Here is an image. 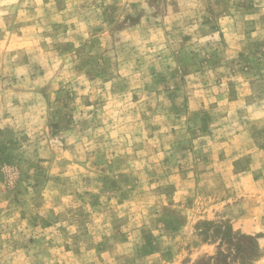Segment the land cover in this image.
<instances>
[{
	"label": "rangeland",
	"instance_id": "374dc122",
	"mask_svg": "<svg viewBox=\"0 0 264 264\" xmlns=\"http://www.w3.org/2000/svg\"><path fill=\"white\" fill-rule=\"evenodd\" d=\"M0 264H264V0H0Z\"/></svg>",
	"mask_w": 264,
	"mask_h": 264
}]
</instances>
